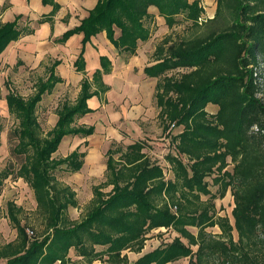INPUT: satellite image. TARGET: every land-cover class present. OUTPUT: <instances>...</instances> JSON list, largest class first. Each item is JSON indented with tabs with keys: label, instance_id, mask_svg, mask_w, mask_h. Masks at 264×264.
I'll use <instances>...</instances> for the list:
<instances>
[{
	"label": "trees",
	"instance_id": "1",
	"mask_svg": "<svg viewBox=\"0 0 264 264\" xmlns=\"http://www.w3.org/2000/svg\"><path fill=\"white\" fill-rule=\"evenodd\" d=\"M43 4L53 11L39 23L53 25L60 5L55 0ZM151 7L171 30L156 47L155 63L144 69L147 77L158 79L157 119L173 148L164 157L168 169L147 153L146 139L113 142L106 153L105 181L93 187L90 205L73 220L69 209L79 207L76 193L56 173L80 172L87 152L79 146L60 159L54 154L65 137L95 134L94 125L76 122L94 112L90 99L103 100L110 90L103 76L112 71L110 59L101 56V69L87 77L86 46L105 32L120 54L136 56L154 32ZM204 13L201 0H98L79 26L54 40L65 44L83 35L74 67L84 77L77 99L59 107L46 135L38 108L64 83L56 74L61 62L48 68L30 97L9 90L5 100L18 122L13 154L24 162L16 171L0 173V187L10 177L22 179L33 191L36 210L27 213L8 202L7 219L16 237L0 242V264H173L183 259L188 264H264V0H217L214 17L200 20ZM180 18L195 30L191 37L173 34ZM21 19L0 23V56L34 33L20 25ZM210 105L217 107L215 113L208 111ZM2 132L0 123V149ZM228 192L234 199L232 219L216 206ZM213 228L220 232L209 231ZM161 229L176 236L130 261L128 253L142 254L151 233Z\"/></svg>",
	"mask_w": 264,
	"mask_h": 264
},
{
	"label": "rangeland",
	"instance_id": "2",
	"mask_svg": "<svg viewBox=\"0 0 264 264\" xmlns=\"http://www.w3.org/2000/svg\"><path fill=\"white\" fill-rule=\"evenodd\" d=\"M201 4L205 9V13L200 20H207L214 17L217 0H201ZM180 20L181 23L174 28L173 34L191 37L193 33H195V30L190 27L189 23L182 22V18H180ZM157 30L158 26H155L153 35L156 34ZM168 34H171V30ZM156 39L157 40L154 41L152 45L146 46L144 50L149 51L154 48V46H157L161 41L159 37ZM53 53L54 51L51 47L47 48L42 62L37 67H34L33 64L26 65L25 63L16 65V62L12 61L7 63L5 61L6 59H3L0 63V123L3 125V132L1 133L0 173L6 168L16 171L24 162L23 158L13 154V148L16 145L13 130L18 122L14 115L8 110L5 100L6 95L9 90L15 91L24 98L33 95L35 93V85L39 80L47 78L48 68L52 66L54 60L57 59ZM131 57L132 56L126 54H120L119 60L116 57V67L119 72L115 74V76L111 75L109 79L113 86V90L109 93L108 113L105 114L102 109H98L97 111H100L99 113L84 117L76 122L77 125H94L96 127L95 135L88 138L65 137L64 143L62 142L58 152L54 154V158L56 159L66 157L67 154L78 145L82 146V151L87 152L85 163H89V165L88 167L84 166L79 174L69 173L63 169L56 173V177L59 181L70 186L76 193L79 207L69 209L70 217L73 220L80 219L90 205L93 198V187L105 181L106 153L112 142L115 141V139L120 140L121 137H124L126 142H128L129 139H137L140 134L138 126L141 127V131L158 132L157 127L159 122L157 121V112H159V110L156 107V101H153V103H151L152 105H147L151 96L150 90L146 89V84L141 87V89H144L142 92L145 91V94L141 95V92L138 90V70L146 63V59H137L136 61L140 63L137 65L138 67H136L137 70H132L133 73L127 78L123 75V68L125 67L124 60H128V58ZM31 58L36 59L37 56L32 54ZM147 63H152V57L148 59ZM65 64L68 65V62H65ZM79 92L80 84L64 83L59 84L52 94L45 95L38 108V118L44 135L55 126L58 119L57 111L59 107L66 102L73 103L77 99ZM125 95H129L131 99ZM140 97L143 104L142 101H136L138 100L136 98ZM261 97L264 99V86ZM208 107V111L217 110V107H212L211 105ZM129 116H132V118L130 119ZM159 135L160 132L158 134L156 133L154 139L145 137L150 146L147 153L153 159L160 162L167 170L168 164L165 162L164 157L169 151H172L173 148L167 136ZM124 140L121 139V145L124 144ZM167 173L169 174V172ZM207 180L211 190L216 192L217 187L213 186L212 178H208ZM110 189L111 188L105 189V191H109ZM8 202H15L17 205L23 207L27 213H33L36 210L34 194L28 184L22 179H16L15 176L7 179L4 185L0 187V226L4 229L0 240L3 242L9 241L15 237V231L10 227V224L4 221V219L7 218ZM216 206L220 211V215L228 216L232 219L234 199L231 192H228L224 199H218L216 201ZM30 221H33V219ZM193 231L197 232L196 230ZM209 231L214 234L220 232L218 228L209 229ZM175 236L176 234L174 232L165 229L154 231L151 233L150 239L147 242V247L142 254L159 247L161 244L171 242ZM142 254L130 253V261L133 262ZM177 264H188V259H183Z\"/></svg>",
	"mask_w": 264,
	"mask_h": 264
},
{
	"label": "crops",
	"instance_id": "3",
	"mask_svg": "<svg viewBox=\"0 0 264 264\" xmlns=\"http://www.w3.org/2000/svg\"><path fill=\"white\" fill-rule=\"evenodd\" d=\"M55 2L60 5V9L57 11V13L54 16V24L51 25L50 23H43V24L39 23V21L43 17L49 16L50 14H52L53 11V7L51 5H44L43 0H0L1 24L14 22L17 17L22 16V19L20 20V25L22 27H28L34 30V33L32 35L24 36L19 41L13 42L10 46H8V48L0 56V63L3 59H6L5 61L7 63L12 61V62H16V65L25 63L26 65L33 64L34 67H37L42 62L47 48L51 47L54 51L53 54L57 58L56 60H54V62L55 61L61 62L60 65L56 68V74L62 79H64V83L80 84V88H81V82L84 76L83 74L78 73L76 71V68L74 67V63L77 60V57L79 56L82 48L83 35L82 34L74 35L65 44H56L54 40L61 38L66 31L79 26L81 22L89 16L90 11L96 7L98 0H55ZM149 12L153 19V25L158 26V30L155 35L152 34V37L148 42L142 43L140 45L136 56H132L131 58H128V60H124L125 67L123 68V75H125L126 76L125 78H127L130 74L133 73L132 70L134 71L137 70L136 67H138L137 65L140 64L139 62L136 61L137 59L140 58L146 59L145 61L146 63L142 65L143 67L140 68V70H138V75H139L138 90L141 92L140 93L141 95L145 94V91L142 92V90L144 89H141V87L144 86L145 84L147 85L146 89L150 90V96H151L147 105H152L151 103H153V101H156L155 93H156V86L158 84V79L147 77L144 73V69L155 63L153 59V55L157 46H154V48L150 49L149 51L144 49L146 48V46L152 45V43L157 40L156 39L157 37H159L160 41H162L163 38L170 32V30L165 24V19L159 16V12L156 7H151ZM119 33L120 32L117 30V36L119 35ZM32 54H35L37 58L36 59L31 58ZM101 56L108 57L112 62L111 73L103 76L104 83L110 88V90L104 95L103 100L100 99L99 97H93L88 101L89 108L94 110V112L88 114L87 116H91L95 113H99L100 111H97L98 109H102V111L105 114L108 113L109 99H110L109 93L112 92L113 90V86L110 83L109 79L111 75L115 76V74L119 72V70L117 71V67H116V57L119 60L120 53L109 42L105 32H102L98 34L96 37H93L91 42L88 43L86 46V51H85L86 75L90 79L98 69H101V63H100ZM150 57H152V63H147ZM65 62H68V65H66ZM125 96H128L129 99H131L129 95H125ZM136 99L135 100L138 102L142 101L141 97ZM210 112L215 113L216 111H210ZM158 113L159 112H157V116ZM129 118L131 119L132 116H129ZM145 119L148 120L147 118ZM138 127L140 129V134L137 139L135 140L129 139V141L126 142V140H124V137L121 138L119 137L120 140L115 139V141L113 142H117L121 144V139H122L124 140L123 145H128L135 141L145 140V137H150L154 139L156 137V133L158 134L159 132H160L159 136L163 135V131L162 128L160 127V124H158L157 127L158 132H154V131L151 132L147 130L141 131V127L140 126ZM64 141L65 138L62 142L64 143ZM79 146L81 145H78L77 147ZM74 150H72L71 152H73ZM85 164L84 166L88 167L89 163L86 165ZM75 174L77 175L79 174V172ZM4 221L7 224H9L7 218H5ZM3 231L4 229L1 228L0 226V237ZM15 237H16V232H15ZM15 237L6 242L0 240V242L8 243L10 241H13ZM146 247H147V243L145 248ZM128 256L130 257V253H128ZM179 262L173 264H177ZM94 264H103V263L97 261Z\"/></svg>",
	"mask_w": 264,
	"mask_h": 264
}]
</instances>
